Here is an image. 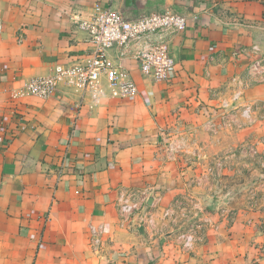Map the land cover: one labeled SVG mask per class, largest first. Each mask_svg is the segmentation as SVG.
Segmentation results:
<instances>
[{"label": "crops", "instance_id": "1", "mask_svg": "<svg viewBox=\"0 0 264 264\" xmlns=\"http://www.w3.org/2000/svg\"><path fill=\"white\" fill-rule=\"evenodd\" d=\"M96 7L129 20L186 18L169 45L177 64L171 80L152 83L128 59L134 100L107 95L89 109V100L81 104L63 87L49 100L23 95L29 79L89 56L78 23ZM0 26V264H248L238 241L252 219L245 202L230 223L214 210L220 190H232L227 161H240L249 147L264 151V83L232 102L248 57L264 55V0H134L129 8L125 0H0ZM245 108L252 124L241 118ZM122 189L145 192L151 207L184 202L188 214L178 221L202 228L194 248L180 250L172 225L120 224ZM97 230L98 251L91 245Z\"/></svg>", "mask_w": 264, "mask_h": 264}, {"label": "built area", "instance_id": "2", "mask_svg": "<svg viewBox=\"0 0 264 264\" xmlns=\"http://www.w3.org/2000/svg\"><path fill=\"white\" fill-rule=\"evenodd\" d=\"M186 25V18L174 13H154L129 20L111 8L96 7L90 18L78 23L92 48L89 56L74 65H57L52 75L29 79L23 86V95L49 100L59 87H63L79 94L81 104L89 100V109L101 104L107 95L118 101L134 100L139 90L125 69L124 62L133 60L138 65L140 75L152 83H168L177 67L169 45L174 38L181 36ZM112 50L116 51L114 60L110 57ZM253 51L244 72L236 76L238 87L232 94L233 103L241 97L246 87L264 83V55H257L256 50ZM240 54L242 52L237 53ZM250 113L251 110L245 108L241 118L252 124ZM250 151L257 154L255 148ZM62 175L61 165L57 169V176L61 178ZM146 199L143 191L120 190L115 202L120 224L156 231L162 223L175 224L178 214L186 211L181 201H175L167 208H159L147 206ZM175 242L181 251L188 252L194 248L197 238L192 229H176ZM91 245L96 251L100 249V230L93 233Z\"/></svg>", "mask_w": 264, "mask_h": 264}, {"label": "rangeland", "instance_id": "3", "mask_svg": "<svg viewBox=\"0 0 264 264\" xmlns=\"http://www.w3.org/2000/svg\"><path fill=\"white\" fill-rule=\"evenodd\" d=\"M260 145L264 149V145ZM248 149L249 150L245 151L246 156L243 157V155L240 161L238 160L239 156H234L233 159L227 161L225 167L231 169L232 172H234L235 169V174L231 176L230 180L225 181L227 187L232 188V190H220L219 195L221 200L214 211L218 213L219 216H225L227 222L230 223L231 219L235 216V208H239L238 203L245 202L246 208H243V210L252 219L246 232H243V226L241 228L242 232L240 233L242 237L239 238L238 241L240 242L239 247H242V250L239 248V257H243L244 261L248 262V264H264V206L262 208L261 205H259L260 202L263 203L264 200V167H262L261 164V161L264 160V151L262 153L253 154L250 151L251 148L249 147ZM245 158L246 161H244ZM243 161L246 162V164ZM219 166H221V163L218 165V162H216V171L220 168ZM221 181H224L223 178L218 179L219 183ZM182 212L188 214L187 210ZM180 215L181 213L178 214V216ZM177 222L179 227L172 224V228L175 231L176 229H192L198 240V231L202 230V228H200V223L193 224L184 220L178 221V219ZM165 224L170 225V223ZM162 225H160V227ZM257 231L262 234H259Z\"/></svg>", "mask_w": 264, "mask_h": 264}, {"label": "water", "instance_id": "4", "mask_svg": "<svg viewBox=\"0 0 264 264\" xmlns=\"http://www.w3.org/2000/svg\"><path fill=\"white\" fill-rule=\"evenodd\" d=\"M134 0H125V7L129 8L133 5ZM153 202V197L148 198V200L146 201V205L147 206H151Z\"/></svg>", "mask_w": 264, "mask_h": 264}]
</instances>
